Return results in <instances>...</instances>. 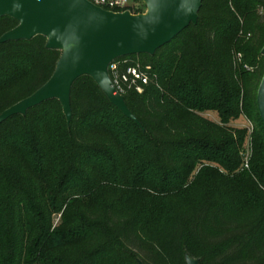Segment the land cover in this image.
Returning <instances> with one entry per match:
<instances>
[{"label":"trees","instance_id":"1","mask_svg":"<svg viewBox=\"0 0 264 264\" xmlns=\"http://www.w3.org/2000/svg\"><path fill=\"white\" fill-rule=\"evenodd\" d=\"M17 26L0 18V38ZM234 42L253 71L231 58ZM46 43L39 36L0 45V115L53 76L62 53ZM263 49L264 0H203L197 25L154 56L119 60H129L122 72L136 59L143 70L152 67L142 94L123 95L143 129L90 77L73 87L70 126L58 100L1 124L0 264H186L187 255L201 264H264V123L257 105ZM211 112L219 123L202 116ZM253 114L251 167L241 171L248 131L228 126ZM133 164V184L177 200L173 210L157 218L147 196L115 186L126 183L122 175ZM55 173L60 182L48 196L57 199L41 206L25 182ZM120 191L132 206L119 205ZM71 195L80 198L52 230L51 217ZM73 209L76 220L65 227Z\"/></svg>","mask_w":264,"mask_h":264},{"label":"water","instance_id":"2","mask_svg":"<svg viewBox=\"0 0 264 264\" xmlns=\"http://www.w3.org/2000/svg\"><path fill=\"white\" fill-rule=\"evenodd\" d=\"M144 3V13L132 14L108 11L89 0H0V18L10 17L18 23L0 38V45L42 36L47 39L48 50L62 53L51 79L33 95L4 111L0 125L14 116H26L48 101L58 100L70 126L73 87L79 79L90 77L112 105L143 129L124 96L114 87L110 65L125 57L154 56L192 24L197 25L203 0ZM257 105L264 123V77ZM186 264L201 261L187 255Z\"/></svg>","mask_w":264,"mask_h":264},{"label":"rangeland","instance_id":"3","mask_svg":"<svg viewBox=\"0 0 264 264\" xmlns=\"http://www.w3.org/2000/svg\"><path fill=\"white\" fill-rule=\"evenodd\" d=\"M141 10L145 11V7L141 6ZM243 25H244V20H242V26ZM240 37L242 38L241 40H243V38H245V40H247L250 36L247 37L244 33V30H242L240 33ZM236 50H237L236 42L229 44V52H231L230 53L231 58L235 61V64L239 65L241 62L242 63L245 62L244 61V55L243 54H237L236 55ZM226 51H227V49H226ZM126 61H129V60L127 59ZM135 62H136V64L142 65V62L139 59H136ZM244 65H245L244 68L247 69L248 71L254 70V68L250 67L249 64H247L246 62L244 63ZM148 67H150V66H148ZM151 69H152V67H151ZM240 70H241V68H240ZM159 87H160L161 91L164 90L161 86H159ZM202 116L205 119H207L213 123H219L220 122L219 117L216 113H212V112L206 113V114H203ZM257 122H258V120H257L255 114H253V116L250 118L244 115L238 121H235V122L229 124V126H228L234 130L246 129L248 131L245 145L241 151V158H242L241 171L250 170V167H251V160L253 157V138H252V135L254 132V128L257 125L256 124ZM234 137H235V139L238 138V133L235 132ZM247 161L249 162V168L245 167V164ZM64 166L65 165H63V167H62V165H61L60 168H58L57 170H60L63 172L65 170ZM135 167H136L135 164L131 165L129 173L122 175V178H124V181L127 180L126 183L120 182L121 184H116L115 186H121V188H122L121 190L127 192V193H125V195H128V196L131 195V193H133V192H134V195H136L135 197H138V198H139V196H142L141 198L147 196L143 202L144 203L149 202L151 204L149 206L152 207L154 211H156V213L154 215L157 218H160L161 216H163L167 210L168 211L173 210L174 207L176 206L177 202H178L177 200H175V199H164V197H160V195H155L152 191H150L148 189L138 188V186H137L138 184H136L137 187L133 184V179L135 177V171H134ZM57 170H56V172H58ZM199 170H200V166L192 174L191 179L189 180V183H191L193 181V179L195 178V176L197 175ZM58 182H60L59 177L57 176V173H55V175L53 174L52 176H50V179L48 181L47 180L44 181L42 179H34V180L29 179L25 182V186L30 187V189L32 190L33 198L36 199L37 203H39L42 206L44 204L48 205L47 200L45 199L47 197H48L47 199H51V200H53L54 197L57 199L56 193H53V194L50 193L48 196V192H49V187H56L58 185ZM122 191L118 192V194H117L119 205L120 206L124 205V207L132 206L129 201H126L124 198L122 199V197L124 195V193ZM146 193H147V195H146ZM68 195H70V194H68ZM150 195L153 197H156L157 199L151 200L152 197H150ZM186 195L188 196L186 198V201H192L193 200V198H190L192 196V193L186 194ZM1 197H2V195L0 193V201L2 199ZM38 198L41 200H39ZM79 198H80L79 195H71V197L66 200V202H65L66 204L61 209V212H59L57 214L56 213L53 214V216L51 217L52 225H53L52 230H55L56 228H59L63 225L64 214H65V212H67L68 204L71 203V201L73 199L76 200ZM139 201H140L139 203H142L141 200H139ZM74 211H75L74 209H73V212L71 211V213H72V214H70L71 218L67 217L65 219V227L67 226V223L76 220V216L74 214L76 212H74ZM70 224H72V223H70ZM70 224H68L69 228L71 227ZM73 224L77 225L78 223L76 222Z\"/></svg>","mask_w":264,"mask_h":264},{"label":"built area","instance_id":"4","mask_svg":"<svg viewBox=\"0 0 264 264\" xmlns=\"http://www.w3.org/2000/svg\"><path fill=\"white\" fill-rule=\"evenodd\" d=\"M98 7L115 13L131 12L132 14H141L146 11L144 0H89ZM141 6L145 7V11L141 10ZM127 61H115L110 65L109 72L114 87L117 92L124 95L129 90H135L138 93H143L144 86L149 85L151 77L149 71L150 67L143 70L141 65L129 66L125 72L121 71L123 65ZM249 168V162L245 164Z\"/></svg>","mask_w":264,"mask_h":264}]
</instances>
